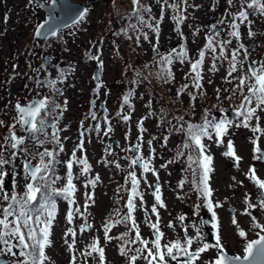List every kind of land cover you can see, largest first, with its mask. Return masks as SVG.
I'll return each instance as SVG.
<instances>
[{
	"label": "rangeland",
	"instance_id": "obj_1",
	"mask_svg": "<svg viewBox=\"0 0 264 264\" xmlns=\"http://www.w3.org/2000/svg\"><path fill=\"white\" fill-rule=\"evenodd\" d=\"M75 1L86 5L84 15L38 43L37 27L48 15L40 4L36 0H0V158L8 161L0 165V174H9L6 179L0 176V208L11 203L19 211L11 197L15 195L22 202L31 179L22 156L41 165L40 153L45 149L53 152L54 147L50 141L41 145L37 135L52 137L55 133L63 147L53 152L59 163L50 175L47 173V180H35L41 192L27 206L34 220L36 215L44 220L48 211H54L45 264H92L93 259L94 264H126L134 243L125 246L121 237L127 233V241H133L137 229L140 235L152 234L141 220L145 223L157 216L168 240L178 239L187 246L186 238L191 236V250L213 245L198 239L200 232L194 222L200 219L197 213L204 211L203 195L197 187L202 175L195 152L184 145L191 143L189 124L225 119L230 123L221 141L211 126V138L203 136V141L207 154L215 158L211 183L220 208L222 249L233 256L245 254L246 245L264 229L255 228L256 222L264 225V208L259 206L262 198L248 173L249 167L256 165L248 126L251 119L244 126L250 107L244 97L250 96L248 88L254 80L247 78L249 64L257 68L251 63L256 57L264 63V9L260 7L264 0L256 4L252 0ZM241 12L247 13L246 19L240 17ZM212 16L223 30L213 28ZM168 36L176 42L174 49L178 51L164 57V51L169 53L171 49L164 41ZM210 38L212 47H207ZM233 52L236 71L229 75ZM197 60H202L198 69L202 78L196 81L199 88L191 67ZM96 64L98 81L94 77ZM240 78H245L243 85ZM34 97L47 98V107L40 113L45 119L49 115L54 119V126L36 134L23 129L17 108ZM55 101V112H51L48 106ZM234 108L240 111L230 116L228 112ZM40 121L37 117V127H41ZM181 126L183 131L178 130ZM13 134L26 138L23 149L11 147L15 143ZM229 142L240 156L238 162L225 155ZM7 145L15 151L11 153ZM48 158L44 157V163ZM82 158L89 164L86 172L84 164L77 162ZM136 159L138 163L133 164ZM69 160L74 162L71 172L76 193L72 198L63 191L68 183ZM144 164H148V170L142 168ZM12 169L15 177L11 176ZM141 172L145 182H141V198L134 196L132 213L127 207L131 174L137 180ZM155 180L161 185L160 206L152 196ZM5 194L10 199L3 202ZM249 204L257 207L250 208ZM229 206L235 211L231 212ZM246 208L251 215L245 213ZM69 213L74 214L71 221ZM129 215L131 218L125 221L123 218ZM233 216L237 224L232 223ZM133 220L135 227L128 225ZM85 223L93 227L84 228ZM105 225L110 226L107 233ZM171 225L176 231L172 232ZM68 229H75V235ZM241 229L245 236L239 235ZM96 237L98 247L104 249L105 263L90 247ZM122 248L126 255L121 254ZM216 250L210 247L202 253L199 264L214 262ZM12 251L15 256L0 244V255L7 264H27L19 248Z\"/></svg>",
	"mask_w": 264,
	"mask_h": 264
},
{
	"label": "snow or ice",
	"instance_id": "obj_2",
	"mask_svg": "<svg viewBox=\"0 0 264 264\" xmlns=\"http://www.w3.org/2000/svg\"><path fill=\"white\" fill-rule=\"evenodd\" d=\"M55 2V0H53ZM138 2V0H134V3ZM232 0H229V3H231ZM253 4L257 3V0H252ZM261 9H264V4L260 5ZM240 17L242 19H246L247 13L241 12ZM40 27H43L41 25ZM215 27V26H213ZM234 28H238V25H233ZM41 33L38 31L37 35H40ZM235 36H238V32L232 33ZM207 47H212L211 45V38L210 42L207 45ZM243 47V45H241ZM238 51V50H237ZM245 53H247V50L245 49ZM201 57H203L204 53L201 52ZM235 58H236V52H233V63L231 65V71L229 72V75H231L232 72L236 71L235 67ZM202 63V60H197L194 64H192V71L196 72V77L194 80L195 86L197 88L200 87V84L196 81H199L202 77L200 76V73L198 71L200 65ZM255 63V62H254ZM170 75V73H169ZM248 79L254 78V83L248 88V92L251 93V96H245L244 99L249 104L252 103L253 98L255 99V107L249 108L247 111V115L245 116V122L244 126L247 127L246 121L248 119H251L253 115H255L256 109H262L264 110V63H261L259 68L250 67V76L247 77ZM245 78H240V84H244ZM54 83V82H52ZM127 100V98H125ZM47 107V98L44 100H35L33 101L32 105H29L27 107H21L19 104L17 105V108L19 112L22 114L21 119L23 120L24 124H30L31 128L29 129L31 132H42L43 131V120H41V127H37V124L35 123V118L40 114L41 109H45ZM243 107V105L241 106ZM243 114V113H241ZM24 117H28V119H24ZM127 119V117H125ZM183 119L182 117L180 118ZM2 123V122H0ZM227 123H230L227 122ZM213 127L216 131L217 135H223L224 132L227 131L226 128V122L221 120L219 123H213L211 121L205 120L204 124L202 125H192L189 124L187 129V135L190 139L191 143L186 142L184 147H194L196 150H198L201 154L204 153L205 145L202 143L201 137L208 136L211 138L208 132L209 127ZM180 131H183V127L181 126ZM253 131H257V129H253ZM15 140V143L11 145V147L16 148L19 144L23 143V139H17L15 135L13 134L12 137ZM52 139L59 144V138L56 136V134H53ZM40 143H44V141H40ZM82 147V144L80 145ZM137 147H139L137 145ZM228 148H232L231 142L228 144ZM60 150H63V147L61 145ZM182 154V153H181ZM225 155H231L235 156V152L229 151L225 152ZM54 157L53 152L48 151L45 149L43 153H40L41 158V165L39 166H32L30 162H27L25 164V171L26 174H28L31 178V180L35 181L38 178L40 180H47V173L50 171V165L53 163H59V161H56L54 158L53 160H49L48 163H44V157ZM75 157V154H73ZM139 159V158H138ZM138 159L133 160L132 163L136 164L138 163ZM191 160L192 157H189ZM256 159L264 160V155L257 156ZM212 157L210 155H202V176L199 184L197 185L201 195L205 197L211 196V189L208 184L209 180V172L212 171V169L209 167L211 163ZM237 162L240 160L239 156H236ZM78 163L84 164L85 168L84 171L86 172L88 170V165L86 160L79 159L77 160ZM5 163H8L7 160H4L3 158H0V165H3ZM67 167L70 170L72 168V160H69L67 162ZM145 170H148V164L143 165ZM44 173V174H41ZM3 174H0L2 176ZM132 184H133V195H136V188L135 185L138 183L135 179V174H131ZM249 175L252 179L256 180V183L259 185V188L262 190V196H264V180H259L256 178L255 169H250ZM56 179H59V177H56ZM98 179V177H97ZM68 183L66 188L63 190L64 192L71 194L75 186L72 184V176L69 172V175L67 177ZM54 183V180H53ZM91 183H94L92 181ZM3 184V180L0 179V185ZM202 185V187L200 186ZM27 192L25 193V198L21 202L17 199V197L14 195L11 197V200L15 201L19 205V211L14 208L13 204L9 203L7 207L0 208V212L3 213V217L0 218V226H2V229H0V244H3L6 246V250L13 256L16 255L15 252L12 251L13 247H17L20 249V255L27 258V264H45V261L48 259V257L45 254V248L46 246L51 244V240L49 239L51 235V226H52V220L54 219V211H48L47 217L44 220L40 219V215L35 216V220L33 219V213L31 209H29L27 206L31 204L32 201H35L37 199V193L41 192V188L35 186L33 183H28L26 185ZM155 197L157 201H160V195L159 192L155 193ZM4 200H9L10 197L5 194L3 196ZM91 199V197H89ZM162 203V201H160ZM211 207V203L208 205ZM260 207L264 208V198L260 201ZM45 206L42 205V208ZM127 207L129 211L131 212L134 210V203L132 199H129ZM249 207H257L256 205L249 204ZM154 212L156 211V206L153 205ZM245 213L248 215H251L250 212H248V209H245ZM42 214V213H41ZM158 214V213H157ZM215 216V213H213ZM14 216V220H9V217ZM129 216H125L123 219L126 221L130 219ZM69 221L72 219L71 213L68 215ZM183 219V217H181ZM253 221H255V217H252ZM120 221H117L119 223ZM232 223L237 224V221L235 217L232 218ZM43 225L42 227H39V225ZM133 226L135 227V221L133 220ZM258 227L264 228V225H256ZM151 227L155 230V240L152 242L155 246V248H149L148 247V241L142 240L140 238L139 230L137 229L136 232V239H141V243L143 245V248H138L136 251L138 253H142L144 249H147L148 257H145V259L148 260V264H153V262H157V264H167V261L165 260V251L163 249H166V253L168 257H171L172 260H175L177 258V255L183 254L184 256L188 257L187 260L183 262V264H194L195 260L199 257L200 253L206 252L210 247H215L217 250H221L223 248V245L220 243V237H216V244L215 245H209L204 244L202 247H198L195 252H190L188 250V246H191L193 243V237L189 236L186 238V245L184 246L180 243V241H176L171 245L165 244L163 245V249L161 247V237L163 236V233L160 232L159 228L156 224H152ZM238 227V225H237ZM110 226L105 225V232L107 233ZM83 230V228L81 229ZM69 232H73L72 229H68ZM73 235L75 233L73 232ZM127 235V233L123 234ZM240 236H245L246 233L244 230L239 231ZM123 236L121 237V239ZM15 240L16 243L12 244L11 241ZM136 241H126L125 243H135ZM93 251L99 252L101 260H103L104 257V249L99 248L97 244L94 242L92 245H90ZM255 250V251H254ZM245 251L248 253L246 257H244V260H248L250 257L258 256L260 258H264V236H261L258 240L250 241L245 248ZM91 255V253H88ZM121 254L126 255L127 253L121 249ZM150 258V259H149ZM133 261L136 260V256H133L131 258ZM240 257H226L223 252L221 251L220 255L215 259L214 262H210V264H232V261L240 260Z\"/></svg>",
	"mask_w": 264,
	"mask_h": 264
},
{
	"label": "flooded vegetation",
	"instance_id": "obj_3",
	"mask_svg": "<svg viewBox=\"0 0 264 264\" xmlns=\"http://www.w3.org/2000/svg\"><path fill=\"white\" fill-rule=\"evenodd\" d=\"M72 1H75V0H72ZM50 2H51V0L49 2L45 1L46 4H48ZM214 20H215L214 16H212L211 19H210L211 23H214ZM212 26L223 27L221 30L224 29V26L218 25L217 23H214V25H212ZM164 41L167 44L168 49H169V47L175 46V44H176V42L173 41V38H171V36L164 37ZM165 48H166V46H165ZM172 51L173 52L170 51L171 53H168V51H164L163 54L166 53L167 54L166 56L171 57L178 50L173 49ZM259 60H260L259 57H256V59H253L251 61V63L255 62L254 64H256L257 68H259L260 65H261ZM254 82L255 81L253 80V83ZM253 107H255V99L254 98H253V101L250 104L249 108H253ZM262 112L264 113V110L256 109L255 115L252 116L251 121L248 124V126L250 125V129H251L250 141H251L252 157H254V156L257 157V156H260V155H264V127H263L264 126V115L262 114ZM219 122H215V123H219ZM253 129H257V131H253ZM217 139L219 141H221V137H218ZM232 151L236 152V148H234ZM236 156H239V155L235 153V156H229V157L232 158V159L234 158L235 161H236ZM213 162H215V158H214ZM213 162L211 160V164L209 165V167L211 169L213 168V165H212ZM255 162H256V165L254 166V164H252L249 168L250 169H253V168L255 169V174H256V178L257 179L264 180V160L255 159ZM142 168H143V165H142ZM212 173H213V170L211 171V176H210V178L208 180V184H209V187L211 189V196L210 197L203 196L204 211L197 213L198 217L200 215V219L198 218V220L196 222H194V224L197 227V230L200 232V236L198 237V239H200L204 243L211 242L214 245L217 242V240H216L217 236L220 237V243L222 244V240H221L222 223H221V215L219 213V209H220L219 208V204H218V202L216 201V198H215L216 190L213 187V184L211 183V181L213 179L212 178ZM143 174H146V173H143ZM249 177H250V175H249ZM142 181L145 182V178H143V175H142V172H141L140 176L137 175L138 189L136 190V195H134L137 198H141V197H139V195L141 194L140 193V190H141L140 187H141V184L144 185V183H141ZM250 181L257 188V191H259V194H260L261 198H264V196H262V190L259 188V185L256 183V180H254V179H252L250 177ZM153 187H154V190H152V196L154 197V201H156L155 193H157V191L159 192V195H160V198H161V191H160L161 190L160 189L161 185L155 180V182L153 183ZM160 201H161V199H160ZM160 201H157L159 206L162 205V203ZM141 203H142V206H143L144 200H141ZM209 203H211V205H212L211 207L208 206ZM229 207H230L229 210L231 212L235 211V207H232V206H229ZM213 213H215V216L213 215ZM253 213L255 214V212H253ZM128 222H130V221H128ZM141 223L149 226L150 227L149 228V232H153L152 234H150L148 236H144L142 234L140 235V238L142 240L148 241V247L149 248H153V249L155 248L154 244L152 243L155 240V230L151 227L152 224H156L157 227L159 228L160 232L163 233V236L161 237V241H160L162 249H163V245L168 244V243H169L168 245H171L174 242L178 241V239L171 240L172 239L171 238V239L168 240L167 237H164L165 236L164 230L160 227L161 226V218H159L158 216H157V218L147 219L145 221V223H144V220H141ZM91 225L93 227V224L87 225V223H85L83 227L85 228V226L89 227ZM128 225L132 226L133 225V221L130 222V224H128ZM256 225H262V224H259L258 222H256L255 223V228L257 229L258 226H256ZM170 228H171L172 232L176 231L174 226L171 225ZM208 231H210L212 233V237L213 238L211 240L208 238V234H207ZM183 232H185V234H187V230H183ZM205 232H206V234H205ZM261 236H264V229L260 233H258L253 238V240H251V241L258 240ZM128 238L129 237L127 235H125L122 238L123 242L125 243ZM141 239H136V234H134L133 240H135L136 242L133 245L134 247L131 249L132 251H130L128 253V256H129L130 259L127 261L126 264H148V260L145 259V257H148L147 249H144V251L142 253H138L136 251V249H138V248H143V245L141 243ZM95 243L97 244V246H99L98 238H97ZM124 245L128 246V243H125ZM163 250L165 251V260L167 261V264H183V262L188 259V257L184 256L183 254H179V255H177V258L175 260H172L171 257L167 256L166 249H163ZM188 250L190 252H195L196 251V250H191L190 248H188ZM220 251L221 250H216L217 257L220 255ZM201 254L202 253H200L199 257L195 260L194 264H199V261L202 258ZM245 254H246V251H245ZM245 254H241V255H238V256L244 257ZM133 256H136V260L135 261H133L131 259ZM235 256H237V255H235ZM73 259L75 260L74 257H73ZM94 262H95V260L93 259L92 264H94ZM103 262H104V259H103ZM153 264H157V262L154 261Z\"/></svg>",
	"mask_w": 264,
	"mask_h": 264
},
{
	"label": "water",
	"instance_id": "obj_4",
	"mask_svg": "<svg viewBox=\"0 0 264 264\" xmlns=\"http://www.w3.org/2000/svg\"><path fill=\"white\" fill-rule=\"evenodd\" d=\"M40 6L45 10V12L48 14L46 16V20L42 21L36 30V36H37V42L41 43L46 41L51 35H54L57 33L58 29L64 28L68 25H71L72 23L78 21L85 13L86 11V5L84 3H81L79 1H72V0H55V2H53V0H51V2L49 4H46L43 0H36ZM58 14V15H56ZM41 25H43V27H40ZM215 28H218V26H216ZM40 32V35H37V32ZM214 32H216V30H214ZM175 48V46H171L170 51H172ZM249 67H255L253 64H249ZM97 69L98 66L96 64V75L94 76L95 79L98 81V74H97ZM35 100H40L38 97H34L33 100L29 101L27 104H21V107H27L29 105H32L33 101ZM101 106H104L103 103L101 104ZM239 108H234L232 111H229L228 114L230 116H236L238 114ZM24 119H28V117H24ZM35 123H36V118H35ZM21 125L23 127V129L25 131H30L29 129L31 128L30 124H24L23 120L21 119ZM23 139V142H25L26 138L25 137H20L17 139ZM115 142L118 143L117 139H113ZM23 144H19L16 148H22ZM27 162H30V164L32 166H39L40 164H34L32 163L30 160H28V158L26 156L23 157V166L25 168V164ZM68 162V161H67ZM66 162V165H67ZM67 171L70 172L71 169L69 170L67 167ZM13 174L15 175V169L11 170V176H13ZM9 174H4L3 178H7ZM136 179V178H135ZM29 183H33L35 185V181L30 179ZM136 188V185H135ZM133 184H131V189H130V193H129V199L133 200L134 203V195H133ZM37 195V194H36ZM128 204V202H127ZM129 210V209H128ZM133 211V210H132ZM131 211V212H132ZM208 238L211 240L212 237V233L210 231H208ZM221 251L223 252V254L226 257H240V260H235L232 261V264H264V258H260L258 256H253L250 257L248 260H244L243 258L246 257L248 255V253L246 252V254L244 255V257L241 256H233L230 255L226 250L221 249ZM220 251V253H221ZM255 251V250H254ZM8 260L5 258H2V256L0 255V264H7Z\"/></svg>",
	"mask_w": 264,
	"mask_h": 264
},
{
	"label": "trees",
	"instance_id": "obj_5",
	"mask_svg": "<svg viewBox=\"0 0 264 264\" xmlns=\"http://www.w3.org/2000/svg\"><path fill=\"white\" fill-rule=\"evenodd\" d=\"M169 48H171V47H169ZM171 52H173V51H171ZM170 51H169V53H171ZM165 57H167V56H165ZM250 95H251V93H250ZM57 104V101H55L54 102V105H50V106H48V109L51 111V112H55V105ZM53 115H54V113H53ZM38 119L40 118V120H43V130H46V128L48 127V126H54V119H53V116L52 115H49V116H47L46 117V119H45V116L43 115V113H40L38 116ZM36 117V118H37ZM221 120H225V119H221ZM229 121V120H228ZM41 122V121H40ZM96 126V125H95ZM213 128V127H212ZM96 130H98L97 128H95ZM27 132V131H26ZM214 132L216 133V131H215V129H214ZM31 133H33V132H31ZM36 134V133H35ZM38 136V138H39V141H44V143H42V144H48L49 143V141H50V144H51V146H53L54 148H53V152H55V150H57L58 148H60V143L59 144H57L53 139H52V137L50 136V135H46V136H43V135H41V134H38L37 135ZM57 136V135H56ZM23 137V136H22ZM28 138L29 139H31L32 138V136H28ZM48 138L49 139H51V140H48ZM59 138V137H58ZM112 139V141H113V139H116V138H111ZM201 140H202V143H203V140H204V137H201ZM26 141V140H25ZM59 141H60V139H59ZM25 143V142H24ZM41 144V143H40ZM41 144V145H42ZM117 144V143H116ZM3 146H6V144H3ZM8 147H9V149H10V152L11 153H13V151H17V149L18 148H16L15 150H13V148H11L9 145H7ZM23 146H24V144H23ZM45 146V145H44ZM19 149H23V147L22 148H19ZM192 149H193V151L195 152V155H196V161H197V163H198V167H199V169H200V173H201V175H202V155H209V154H207V152L204 150V153L203 154H201L198 150H196L194 147H192ZM133 150V149H132ZM54 155H56L57 153H53ZM24 156H26L27 157V155H23L22 156V158L24 157ZM211 156V155H210ZM28 158V157H27ZM53 158L54 157H49L48 158V160H47V162L46 163H48V161L49 160H53ZM83 160H86L85 158H82ZM29 160V159H28ZM79 160V159H78ZM31 161V160H30ZM57 161V160H56ZM86 162H87V160H86ZM74 163V162H73ZM72 163V164H73ZM40 164V163H39ZM211 164V163H210ZM87 165H88V170H89V164H88V162H87ZM55 166V163H53V164H51L49 167H50V171H49V175L51 174V172H53V170H52V167H54ZM85 166V165H84ZM73 167V166H72ZM66 168H67V165H66ZM71 173V176L73 175V173L72 172H70ZM47 175V174H46ZM14 177H15V175H14ZM67 186V185H66ZM66 188V187H65ZM67 195H70V198H72V195H73V192L71 193V194H68V193H66ZM3 202H5V200L3 201ZM69 215V214H68ZM131 216V215H130ZM40 219L41 220H43V218L42 217H40ZM43 225L41 224V225H39V227H42Z\"/></svg>",
	"mask_w": 264,
	"mask_h": 264
},
{
	"label": "bare ground",
	"instance_id": "obj_6",
	"mask_svg": "<svg viewBox=\"0 0 264 264\" xmlns=\"http://www.w3.org/2000/svg\"><path fill=\"white\" fill-rule=\"evenodd\" d=\"M230 111H231V110H230ZM239 111H240V110H239ZM239 111H238V113H239ZM236 116H237V115H236ZM224 121L226 122V121H228V120H224ZM228 122H229V121H228ZM228 127H229V123L226 122V128H228ZM223 134L225 135V132H224ZM215 136H216L217 138L220 137V135H217L216 133H215ZM232 143H233V142H231V144H232ZM203 144L205 145V142H204V141H203ZM232 146H233V145H232ZM226 147H227V146H226ZM234 148H235V147H234ZM234 148H233V149H234ZM233 149H232V148L229 149V148L227 147L226 150L229 152V151H232ZM209 155H211V157H212V162H213V161H214V155L211 154V153H210ZM210 173H211V171L209 172V174H210ZM209 176H210V175H209Z\"/></svg>",
	"mask_w": 264,
	"mask_h": 264
}]
</instances>
